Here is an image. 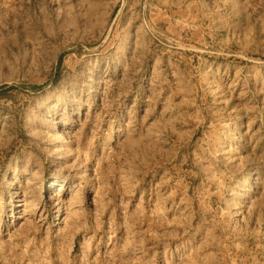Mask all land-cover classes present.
Masks as SVG:
<instances>
[{"label":"rangeland","instance_id":"rangeland-1","mask_svg":"<svg viewBox=\"0 0 264 264\" xmlns=\"http://www.w3.org/2000/svg\"><path fill=\"white\" fill-rule=\"evenodd\" d=\"M0 264H264V0H0Z\"/></svg>","mask_w":264,"mask_h":264}]
</instances>
